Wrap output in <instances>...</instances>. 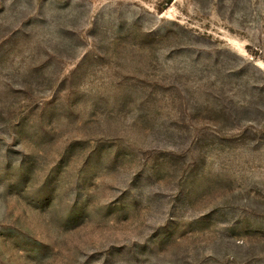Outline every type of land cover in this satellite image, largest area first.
Wrapping results in <instances>:
<instances>
[{
	"label": "rangeland",
	"instance_id": "rangeland-1",
	"mask_svg": "<svg viewBox=\"0 0 264 264\" xmlns=\"http://www.w3.org/2000/svg\"><path fill=\"white\" fill-rule=\"evenodd\" d=\"M0 264H264V0H0Z\"/></svg>",
	"mask_w": 264,
	"mask_h": 264
}]
</instances>
